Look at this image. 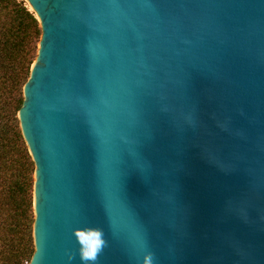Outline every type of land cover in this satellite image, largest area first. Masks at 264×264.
Returning <instances> with one entry per match:
<instances>
[{
  "label": "water",
  "instance_id": "obj_1",
  "mask_svg": "<svg viewBox=\"0 0 264 264\" xmlns=\"http://www.w3.org/2000/svg\"><path fill=\"white\" fill-rule=\"evenodd\" d=\"M25 1L29 264H264V0Z\"/></svg>",
  "mask_w": 264,
  "mask_h": 264
},
{
  "label": "trees",
  "instance_id": "obj_2",
  "mask_svg": "<svg viewBox=\"0 0 264 264\" xmlns=\"http://www.w3.org/2000/svg\"><path fill=\"white\" fill-rule=\"evenodd\" d=\"M41 28L25 0H0V264H29L35 164L18 112Z\"/></svg>",
  "mask_w": 264,
  "mask_h": 264
},
{
  "label": "clouds",
  "instance_id": "obj_3",
  "mask_svg": "<svg viewBox=\"0 0 264 264\" xmlns=\"http://www.w3.org/2000/svg\"><path fill=\"white\" fill-rule=\"evenodd\" d=\"M85 231L89 234L91 241L87 245L81 239ZM74 235L80 245L79 253L83 264H96L100 254L108 244L103 229L90 227L85 230H77ZM143 264H153V254L151 252L144 255Z\"/></svg>",
  "mask_w": 264,
  "mask_h": 264
},
{
  "label": "rangeland",
  "instance_id": "obj_4",
  "mask_svg": "<svg viewBox=\"0 0 264 264\" xmlns=\"http://www.w3.org/2000/svg\"><path fill=\"white\" fill-rule=\"evenodd\" d=\"M29 6V5H28Z\"/></svg>",
  "mask_w": 264,
  "mask_h": 264
}]
</instances>
